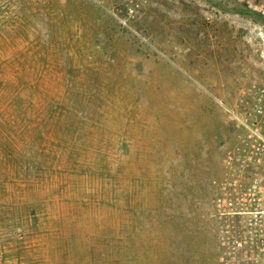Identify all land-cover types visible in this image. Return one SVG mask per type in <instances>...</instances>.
Here are the masks:
<instances>
[{
	"label": "rangeland",
	"instance_id": "obj_1",
	"mask_svg": "<svg viewBox=\"0 0 264 264\" xmlns=\"http://www.w3.org/2000/svg\"><path fill=\"white\" fill-rule=\"evenodd\" d=\"M262 84L264 0H0V264H221Z\"/></svg>",
	"mask_w": 264,
	"mask_h": 264
},
{
	"label": "built area",
	"instance_id": "obj_2",
	"mask_svg": "<svg viewBox=\"0 0 264 264\" xmlns=\"http://www.w3.org/2000/svg\"><path fill=\"white\" fill-rule=\"evenodd\" d=\"M238 118L242 133L223 158L213 200L221 264H264V84Z\"/></svg>",
	"mask_w": 264,
	"mask_h": 264
}]
</instances>
